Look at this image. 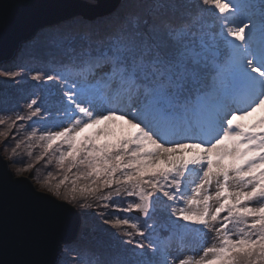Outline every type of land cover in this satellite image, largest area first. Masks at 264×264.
I'll return each mask as SVG.
<instances>
[{
  "label": "snow or ice",
  "instance_id": "1",
  "mask_svg": "<svg viewBox=\"0 0 264 264\" xmlns=\"http://www.w3.org/2000/svg\"><path fill=\"white\" fill-rule=\"evenodd\" d=\"M55 41L60 60L0 70L35 82L0 108L4 167L55 162L31 179L115 243L66 235L29 264H264V0H122Z\"/></svg>",
  "mask_w": 264,
  "mask_h": 264
},
{
  "label": "water",
  "instance_id": "2",
  "mask_svg": "<svg viewBox=\"0 0 264 264\" xmlns=\"http://www.w3.org/2000/svg\"><path fill=\"white\" fill-rule=\"evenodd\" d=\"M0 0V64L12 60L38 31L74 17L110 14L121 0ZM0 151V260L29 264L54 258L57 242L76 235L80 215L56 205L29 177L15 176Z\"/></svg>",
  "mask_w": 264,
  "mask_h": 264
},
{
  "label": "rangeland",
  "instance_id": "3",
  "mask_svg": "<svg viewBox=\"0 0 264 264\" xmlns=\"http://www.w3.org/2000/svg\"><path fill=\"white\" fill-rule=\"evenodd\" d=\"M86 1L90 4L96 3L92 0H86ZM121 3L122 0L119 2L117 7L111 13H113L116 9H118ZM106 16L107 15H104L93 19H84L82 17H75L71 22L63 24L62 26L60 25L61 27L59 29L49 26L38 31L36 33V36H34L32 40L22 44L21 53L19 54L21 59H16V62H14L13 65L9 64L10 60L3 62L2 64L7 63L8 65L2 66V64H0V70L12 71L20 68H24V69L41 68L46 65L44 64V61L49 56L50 58L48 60V64L60 60L62 57H61V52L58 49L57 43L55 41V34L61 31L79 30L81 26L103 27L104 21L107 19ZM206 18L210 20L212 19L210 12H205L203 14V19L205 20ZM79 19H82L83 22L82 20L78 21ZM32 56H35L36 58L33 59ZM15 58L16 56L13 59ZM33 84H35V82L30 81L28 79H25L20 84H16L14 81L8 80L5 77L0 76V108L11 109L16 107L17 103H19L22 106L24 101L30 95V90ZM4 130H5V126L0 125V131H4ZM13 132H15V129H13ZM20 136H23V133H20V135L17 138L19 139ZM7 142L8 141H5L3 137H0V149H3L4 143ZM36 151L38 152L39 149H37ZM1 154L9 163L7 153L1 151ZM18 159H20L21 162L28 160V157L23 153V150H21V156L18 157ZM44 164L45 162L42 161L40 164L36 165V169H34L33 172L24 173L23 175H15V171H16L15 168L10 167V169L12 170L15 176H25L31 179V176L33 174H37L38 177L41 180H43L48 171H53V172L57 171L55 168V162H53V164L49 165L48 167H44ZM32 182L38 190L44 191L52 195L51 193L47 192L44 188H42L35 180H32ZM80 220L81 221H80V228L78 234L85 235L86 239L95 241L103 247H108L115 243V238L111 235V232L114 230L108 229L107 226L102 225L99 219L97 220V217L94 216L93 214L89 213L86 215H80ZM97 239H99L100 241ZM102 240H105V242H101ZM210 242L211 241H209V243ZM194 250L198 251V247L197 249Z\"/></svg>",
  "mask_w": 264,
  "mask_h": 264
},
{
  "label": "trees",
  "instance_id": "4",
  "mask_svg": "<svg viewBox=\"0 0 264 264\" xmlns=\"http://www.w3.org/2000/svg\"><path fill=\"white\" fill-rule=\"evenodd\" d=\"M110 16V14H108L106 17L108 18ZM75 18V17H74ZM74 18H71V19H69V20H67V21H64V22H61V23H59V24H56V25H52V26H50V27H54V28H56V29H59L63 24H66V23H69V22H71ZM105 18V17H104ZM82 19H79L78 21H81ZM105 20V19H104ZM211 21H212V19L210 20V19H208V18H206L205 19V22L207 23V24H211ZM82 22H83V20H82ZM61 25V26H60ZM36 36V35H35ZM21 49H22V46L20 47V50H19V52L17 53V55H16V58L15 59H12V60H10L9 61V64H14V62H16V59H21L20 58V56H19V54L21 53ZM49 58H50V56L44 61V64H48V60H49ZM31 62V61H30ZM4 65H8L7 63L6 64H2V66H4ZM99 218L97 217V220H98ZM97 240H99V239H97ZM100 241V240H99ZM101 242H105V240H102Z\"/></svg>",
  "mask_w": 264,
  "mask_h": 264
},
{
  "label": "bare ground",
  "instance_id": "5",
  "mask_svg": "<svg viewBox=\"0 0 264 264\" xmlns=\"http://www.w3.org/2000/svg\"><path fill=\"white\" fill-rule=\"evenodd\" d=\"M94 2H95V1H94ZM96 3H97V2H96ZM96 3H95V4H96ZM32 39H33V38H32ZM32 39H31V40H32Z\"/></svg>",
  "mask_w": 264,
  "mask_h": 264
}]
</instances>
